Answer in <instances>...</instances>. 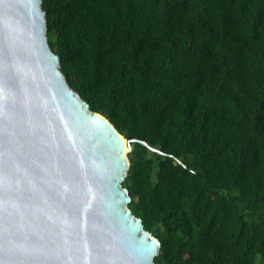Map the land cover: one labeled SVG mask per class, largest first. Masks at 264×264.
Here are the masks:
<instances>
[{
	"label": "trees",
	"instance_id": "16d2710c",
	"mask_svg": "<svg viewBox=\"0 0 264 264\" xmlns=\"http://www.w3.org/2000/svg\"><path fill=\"white\" fill-rule=\"evenodd\" d=\"M41 5L71 87L131 138L155 264H264V0Z\"/></svg>",
	"mask_w": 264,
	"mask_h": 264
},
{
	"label": "water",
	"instance_id": "95a60500",
	"mask_svg": "<svg viewBox=\"0 0 264 264\" xmlns=\"http://www.w3.org/2000/svg\"><path fill=\"white\" fill-rule=\"evenodd\" d=\"M41 3L0 0V264H155L122 185L131 138L71 87Z\"/></svg>",
	"mask_w": 264,
	"mask_h": 264
}]
</instances>
